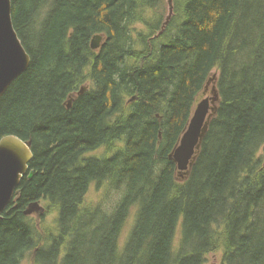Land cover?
Wrapping results in <instances>:
<instances>
[{
	"label": "trees",
	"instance_id": "trees-1",
	"mask_svg": "<svg viewBox=\"0 0 264 264\" xmlns=\"http://www.w3.org/2000/svg\"><path fill=\"white\" fill-rule=\"evenodd\" d=\"M167 2L12 0L31 62L0 98V140L31 141L34 175L3 212L0 264H205L221 248L264 264V0H174L156 38ZM215 72L218 114L178 179L170 154ZM106 181L116 203L87 205ZM37 200L52 230L24 214Z\"/></svg>",
	"mask_w": 264,
	"mask_h": 264
},
{
	"label": "water",
	"instance_id": "water-1",
	"mask_svg": "<svg viewBox=\"0 0 264 264\" xmlns=\"http://www.w3.org/2000/svg\"><path fill=\"white\" fill-rule=\"evenodd\" d=\"M169 16L163 26L165 28L174 11V0H168ZM155 35L159 37L164 30ZM104 40L102 34H96L91 47L98 50ZM31 56L22 43L13 21L12 0H0V98L10 85L29 67ZM218 73H214L206 84L205 91L197 98L194 113L184 130L179 142L170 154V159L177 163L178 179L188 178L201 151L213 118L216 117L221 102L218 89ZM211 87L210 95H208ZM87 87L83 86L77 93L82 94ZM75 95H71L68 107L72 106ZM31 141H25L16 135H7L0 140V220L19 187L23 177L34 171L30 163L34 157ZM46 208L39 200L31 202L24 214L41 217Z\"/></svg>",
	"mask_w": 264,
	"mask_h": 264
},
{
	"label": "rangeland",
	"instance_id": "rangeland-1",
	"mask_svg": "<svg viewBox=\"0 0 264 264\" xmlns=\"http://www.w3.org/2000/svg\"><path fill=\"white\" fill-rule=\"evenodd\" d=\"M168 16H169V4H167L166 18H168ZM159 37H156V38H159ZM163 40L164 39H162L160 41H163ZM90 85H91V83L87 82L84 86H86L88 89L90 87ZM217 85H218V82H217ZM77 93H74L73 95L76 96ZM208 95H210L209 92H208ZM118 144L121 145V143H118ZM115 149H116L115 147L113 149H111L110 147H104V148H101L100 150L92 152L91 154L97 155V156H109V155L114 153ZM120 196H121V193L118 191L113 190L109 193V181H106V182H103L100 184L97 182H93L91 184L90 189L88 191V194L86 196V204L90 205V206H94V205H97L99 203H102L106 207L108 205H114ZM41 204L46 208L45 213L41 217H38L37 215H32V216L35 219L41 220L42 225L44 228H46V230H52L54 228V226L56 225V219L58 216V212L56 211L55 208H51V206H49L47 201H41ZM134 221H135V214H132V216L130 217V219H129V221H128L125 229H124V232H123V236H122V240H121L122 245L125 243L128 235L132 229ZM180 236H181V231L178 230V233L176 236V244L179 243ZM223 255H224L223 248L219 249L216 252H212L208 255V257H207L208 259H207L205 264H222L223 263ZM21 264H35L33 257H32V253L28 254L26 256V258L22 261Z\"/></svg>",
	"mask_w": 264,
	"mask_h": 264
},
{
	"label": "bare ground",
	"instance_id": "bare-ground-1",
	"mask_svg": "<svg viewBox=\"0 0 264 264\" xmlns=\"http://www.w3.org/2000/svg\"><path fill=\"white\" fill-rule=\"evenodd\" d=\"M162 28V27H161ZM164 30V29H163ZM91 37V36H90ZM205 91V90H204ZM28 141V140H27ZM177 164V163H176ZM27 207V206H26Z\"/></svg>",
	"mask_w": 264,
	"mask_h": 264
}]
</instances>
